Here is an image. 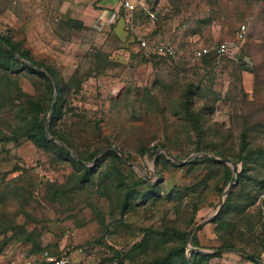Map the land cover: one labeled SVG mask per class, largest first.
Masks as SVG:
<instances>
[{"label": "rangeland", "instance_id": "obj_1", "mask_svg": "<svg viewBox=\"0 0 264 264\" xmlns=\"http://www.w3.org/2000/svg\"><path fill=\"white\" fill-rule=\"evenodd\" d=\"M135 5L127 12L120 0H0V33H9L36 60L55 65L66 82L81 81L62 125L76 133L81 152L100 150L80 166L38 150L22 135L29 119L22 105L25 96L44 92V81L25 71L10 80L0 73V264H25L38 244L69 255L71 264H151L183 241L185 258L177 264H194L195 249L222 253L208 264H252L242 253L264 263L260 228L255 234L246 226L231 231L227 220L216 221L218 215L204 221L225 201L234 174L227 185L224 166L177 163L196 154L222 162V153L238 169L233 204L254 197L261 208L264 157L248 162L241 186L236 157L244 133L251 148H264V0ZM243 24L247 38L233 57L220 64L195 59L203 45L235 41ZM141 39L172 41L176 58L145 59ZM187 99L201 120V151L183 107ZM108 142L113 146L103 148ZM111 148L125 154L122 178L111 160L101 161ZM143 148L150 150L141 154ZM161 155L170 163L158 164ZM82 167L89 170L83 185ZM141 176L157 185L149 200L138 199L125 216L115 212L113 198L123 181ZM221 236L234 237L245 252L223 248Z\"/></svg>", "mask_w": 264, "mask_h": 264}, {"label": "trees", "instance_id": "obj_2", "mask_svg": "<svg viewBox=\"0 0 264 264\" xmlns=\"http://www.w3.org/2000/svg\"><path fill=\"white\" fill-rule=\"evenodd\" d=\"M223 58V57H222ZM213 59L215 63L221 58L216 54L206 56L203 60ZM25 71L30 74H37L44 81L45 90L42 94L37 97L25 96L26 102L22 105L24 111L28 113L29 119L26 122L23 130V137L28 141H31L42 153L49 154L53 156L55 161L70 163L74 166H80L81 162H78L80 159L84 161H92L95 159V155L100 150H95L94 152L87 154L80 151L81 145L75 144L76 133L71 131L68 126L63 127L64 124L62 120L68 116L73 109H71L72 102L70 101V94L73 89L80 87L81 81H75V79H70L68 82L64 80L61 75L60 70L53 64L49 62L36 60L34 55L30 50L25 48L22 43L17 42L14 38L9 35V33L2 34L0 33V73H3V78L10 80L11 75L17 74L18 72ZM55 102L54 113L50 116L53 103ZM183 105L185 113L192 122V135L195 140V145H197V151H201V143L203 138L202 133V124L199 116L194 112L191 107V102L187 99ZM21 108V107H20ZM50 116V117H49ZM62 125V126H61ZM47 129L51 137L54 140L50 139L47 136ZM62 143V144H61ZM240 150L237 154V162L242 163V171L238 174L237 181L241 184L246 180V171L249 161L260 159L264 157V148L253 149L249 146L247 135L244 133L241 135ZM113 144L108 142L104 147H112ZM70 149V151H69ZM101 149V148H100ZM157 147L152 148L155 152ZM71 150L76 154V157L71 153ZM150 149L143 148L140 149V153H147ZM218 156L226 158L222 153H217ZM130 159V156H127ZM111 160L112 170L114 174L122 178L120 167L124 166V162L121 159L119 153L112 149L107 153L102 155L101 161ZM100 161V162H101ZM164 161L170 163L167 156L161 155L158 160V164ZM208 161L210 163H215L220 166H224L227 172V178L225 184H229V180L232 178V169L226 167L224 163L215 161L209 156L202 155L195 157L191 163H199ZM97 165H99V163ZM82 166V165H81ZM159 166V165H158ZM175 167H180L174 164ZM83 179L80 180V184L83 185L84 178H87L89 175V170L82 167ZM133 172L132 168H129ZM121 190L119 194L114 196L113 199H116L117 203L113 204V210L118 212L122 216L127 215L132 208L136 206V201L140 198H143L147 202L150 198V195L156 190L157 185L151 181H148L143 176L134 177L133 180L128 183L127 180L123 181L121 184ZM83 186H79L77 189L81 190ZM141 188H146L147 192L142 195ZM141 193V194H140ZM235 201L233 192H229L226 196L224 204L221 211L216 218V221L220 220V224L226 223L229 225L231 231L239 229L240 227L246 226L249 228L250 232L255 234L257 229L260 228V232L264 233V199L261 208L255 206L256 199L245 200V202L233 204ZM119 204V206L117 205ZM214 221V222H216ZM260 232L256 234L260 236ZM189 232H186L184 238L188 235ZM220 240L223 241L225 247L232 250L244 251L245 248L242 247L234 237L226 238L221 236ZM196 247L199 248L197 244ZM34 252L31 255H40L43 252L48 251L53 256H61L51 251L42 245H34ZM185 248L186 244L183 241L182 246L172 248L167 254L153 259L151 264H177V259L185 258ZM193 263L194 264H208L211 258L221 257L222 253H211L203 254L197 251H193ZM244 259L251 262L252 264H261L256 254L252 253L251 255L242 253ZM182 261V260H181ZM180 261V262H181ZM183 263V262H182Z\"/></svg>", "mask_w": 264, "mask_h": 264}, {"label": "built area", "instance_id": "obj_3", "mask_svg": "<svg viewBox=\"0 0 264 264\" xmlns=\"http://www.w3.org/2000/svg\"><path fill=\"white\" fill-rule=\"evenodd\" d=\"M136 0H120V6L127 12H133L136 9ZM247 25L243 24L238 28L236 39L233 42H215L208 46L199 48L195 51L194 57L197 60H203L206 56L216 54L220 58L222 57H233L234 53L238 51L242 43L247 38ZM140 50L145 59H153L155 57L175 59L177 56L176 46L170 41H158L150 42L146 39L140 40ZM218 64L221 63L219 60ZM69 255L53 256L48 251L43 252L40 255H29L26 258L25 264H71Z\"/></svg>", "mask_w": 264, "mask_h": 264}, {"label": "water", "instance_id": "obj_4", "mask_svg": "<svg viewBox=\"0 0 264 264\" xmlns=\"http://www.w3.org/2000/svg\"><path fill=\"white\" fill-rule=\"evenodd\" d=\"M246 62H247L248 64H250V60H249L248 58L246 59ZM247 69H248L249 71L251 70L250 67H247ZM54 110H55V102L53 103V106H52L51 115L54 113ZM47 136H48L50 139L54 140V138L50 136V134H49V132H48V129H47ZM61 144H62V143H61ZM112 149H115V150L120 154V156H122L123 158H125V154H124L119 148H112ZM108 150H109V149H106L105 152L108 151ZM71 153H72V152H71ZM72 154H73V153H72ZM166 155H167L168 157H171V155H170L167 151H166ZM202 155H203V154H196V155H193V156H191L187 161H184V162H180V161H177V160H175V159H174V160L177 161V163L185 164V163H187V162L192 161V159H194L195 157L202 156ZM212 157L215 158L214 156H212ZM97 158H98V157H97ZM97 158H96V159H97ZM78 160H79L82 164H85V163L82 162L80 159H78ZM219 160L222 161V162H225V163L230 164V165L232 166L233 174H234V175H233V179L231 180V184H230L229 188L226 190V192H225V194H224V197H226V196L228 195V193L234 188V185H235L234 180H236L237 173H238V169H237V167H236L234 164L229 163L228 161H226V160H224V159H219ZM155 162H156V158H155ZM133 167H137V166L133 165ZM223 204H224V201L220 204V206H219L218 210L216 211V213H215L211 218H209L208 220H204V221L206 222V221L213 220V219L219 214V212L221 211ZM201 225H202V224H199V225L195 228V230H197ZM195 230H193V231L190 233L189 238H188L189 241H190L191 237L193 236ZM195 250H197V251H201V250H199V249H195ZM201 252H203V253H205V254H209V253H210V252H206V251H201ZM258 262H260V261H258ZM260 263H261V262H260ZM261 264H264V263H261Z\"/></svg>", "mask_w": 264, "mask_h": 264}, {"label": "crops", "instance_id": "obj_5", "mask_svg": "<svg viewBox=\"0 0 264 264\" xmlns=\"http://www.w3.org/2000/svg\"><path fill=\"white\" fill-rule=\"evenodd\" d=\"M213 43H215V42H213ZM211 44H212V43H211ZM208 45H210V44H208ZM208 45H203V46H201V47H199V48H202V47H205V46H208ZM199 48H198V49H199ZM198 49H197V50H198ZM245 61H246V59H245Z\"/></svg>", "mask_w": 264, "mask_h": 264}]
</instances>
